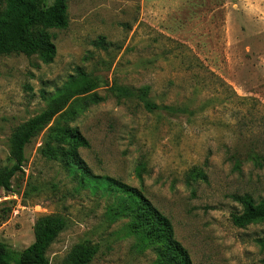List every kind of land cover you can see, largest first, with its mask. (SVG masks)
<instances>
[{"label": "rangeland", "instance_id": "rangeland-1", "mask_svg": "<svg viewBox=\"0 0 264 264\" xmlns=\"http://www.w3.org/2000/svg\"><path fill=\"white\" fill-rule=\"evenodd\" d=\"M68 27L52 29L53 63L0 56V169L13 133L82 71L104 98L68 123L88 140L79 153L95 176L138 189L173 224L193 264H264V221H231L233 196L264 200V0H67ZM5 0H0V12ZM147 88L161 110L118 99L114 87ZM173 107L174 113L162 109ZM57 116L26 146L14 193L0 190V243L21 252L36 221L68 227L48 250L62 264L72 248L100 246L91 264H157L160 241L126 233L114 218L120 193L94 189L40 149ZM202 169L207 181L190 180ZM11 214L7 215V210ZM4 218V219H3Z\"/></svg>", "mask_w": 264, "mask_h": 264}, {"label": "trees", "instance_id": "trees-1", "mask_svg": "<svg viewBox=\"0 0 264 264\" xmlns=\"http://www.w3.org/2000/svg\"><path fill=\"white\" fill-rule=\"evenodd\" d=\"M67 27V0H5V8L0 12V56H36L43 64L49 65L57 53L49 31ZM100 86L99 78L87 76L82 71L77 72L76 76H71L61 89L49 97V105L43 112L13 133L10 141L11 164L0 169V190L14 193L13 180L23 172L26 146L61 115L60 118H64L65 122L62 124L57 121L49 129L40 149L41 155L48 161L63 163L94 189L104 188L120 193L114 218L125 217L129 220L125 226L127 234L147 235L162 243L157 264H193L188 250L177 240L170 219L141 191L120 181L93 175L80 156V149L88 148L89 142L77 128L68 123L73 122L79 113L90 106L104 101L95 92ZM111 92L119 100H138L149 113L161 110L148 98L147 88L133 91L116 86ZM163 108L172 113L179 111L173 107ZM190 180L207 181V175L202 169L194 168ZM233 200L241 206L240 212L231 215L235 227L246 228L264 221V200L254 203L248 195L233 196ZM6 214H11V210L8 209ZM67 227L68 221L59 214L40 217L34 228V242L25 250L16 252L0 243V264H50L48 250ZM258 243L264 248V239ZM99 252L98 244L89 240L82 241L72 248L62 264H91Z\"/></svg>", "mask_w": 264, "mask_h": 264}]
</instances>
